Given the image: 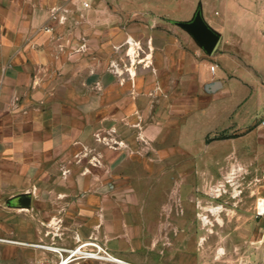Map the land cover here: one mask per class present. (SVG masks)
<instances>
[{"label":"rangeland","instance_id":"rangeland-1","mask_svg":"<svg viewBox=\"0 0 264 264\" xmlns=\"http://www.w3.org/2000/svg\"><path fill=\"white\" fill-rule=\"evenodd\" d=\"M86 1L61 0L29 36L27 66L10 72L11 104L0 105V238L22 243L0 241V264H56L58 253L34 245L89 243L129 264H264V113L249 137L211 130L212 109L244 95L229 82L181 132L185 109L208 103L181 72L205 53L174 24L200 5L232 14L231 1L255 19L264 0ZM26 194L29 206L19 201Z\"/></svg>","mask_w":264,"mask_h":264},{"label":"crops","instance_id":"crops-1","mask_svg":"<svg viewBox=\"0 0 264 264\" xmlns=\"http://www.w3.org/2000/svg\"><path fill=\"white\" fill-rule=\"evenodd\" d=\"M60 5L61 0H0V105L6 100L5 93L10 89L13 78L10 73L12 68L27 66V52L33 45L29 36L37 35L40 27L52 17L55 9ZM229 5L235 12L222 17L219 12L204 13L202 5L198 7L201 8L204 21L220 35V40L210 55L194 40L204 51L205 56L198 54L201 60L197 66L186 67L181 74L189 76L183 79L185 83H195L197 87L202 84V94L208 103L201 109L197 107L193 108V111L185 109L186 112L191 113L181 125V132L188 128L200 110L210 107L212 109L214 99L220 97L229 82H237L241 85L244 95L236 99L231 106H223L220 111L212 109L211 121H215L213 122L215 127L211 130L247 131L244 137H249L262 127L255 121L264 113L260 110L264 108V90L258 85L264 81V5L261 16L255 19L251 16L242 17L234 2H229ZM224 21L228 22L227 27L223 24ZM238 36L243 40L240 45L235 43L239 39ZM206 58L216 62L214 72L211 71L212 65H208ZM254 91L256 94L253 96ZM6 101L11 104L9 99ZM10 109L8 107V110ZM6 113L0 108V115ZM149 130L147 132H150ZM143 134L145 135L146 132L143 131ZM217 142L230 144L232 139ZM160 157H166V152L160 154ZM155 225L157 224H153ZM153 249L156 250V247Z\"/></svg>","mask_w":264,"mask_h":264},{"label":"water","instance_id":"water-1","mask_svg":"<svg viewBox=\"0 0 264 264\" xmlns=\"http://www.w3.org/2000/svg\"><path fill=\"white\" fill-rule=\"evenodd\" d=\"M174 24L189 33L197 44L209 55L212 54L220 40V35L213 31L204 21L201 8L196 10L192 20L174 21ZM19 201L23 205L29 206L31 204V196L28 194L23 195Z\"/></svg>","mask_w":264,"mask_h":264},{"label":"built area","instance_id":"built-area-1","mask_svg":"<svg viewBox=\"0 0 264 264\" xmlns=\"http://www.w3.org/2000/svg\"><path fill=\"white\" fill-rule=\"evenodd\" d=\"M83 6L85 8L89 7V2L86 0H83ZM215 68H216L215 65H212L210 67L212 72L215 71ZM0 241H4V239L0 238ZM87 246H91V247L87 248ZM63 250H64L63 253H67L66 258H68V260L73 259L75 257H83V258H90V259L105 260V261L114 262L117 264H129L119 258H116V257L111 258L110 254L105 249H103L101 246L95 243L82 244L79 247L74 248V249H63Z\"/></svg>","mask_w":264,"mask_h":264},{"label":"bare ground","instance_id":"bare-ground-1","mask_svg":"<svg viewBox=\"0 0 264 264\" xmlns=\"http://www.w3.org/2000/svg\"><path fill=\"white\" fill-rule=\"evenodd\" d=\"M258 209H259V213L260 214H263L264 213V200H260L259 203H258ZM4 241H7V242H12V243H22V242H18V241H12V240H4ZM34 245V244H32ZM36 247H41V248H45L49 251H52V252H55V253H58L60 256H62L61 260H59L56 264H68L69 261H66V257L63 256V252L64 250L63 249H60V248H51V247H47V246H41V245H34ZM110 254V253H109ZM110 257L111 258H114L113 255L110 254Z\"/></svg>","mask_w":264,"mask_h":264}]
</instances>
